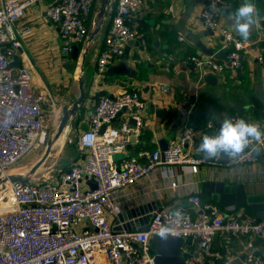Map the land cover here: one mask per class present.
<instances>
[{
  "label": "built area",
  "instance_id": "built-area-1",
  "mask_svg": "<svg viewBox=\"0 0 264 264\" xmlns=\"http://www.w3.org/2000/svg\"><path fill=\"white\" fill-rule=\"evenodd\" d=\"M38 1L0 0V178L25 157L44 150L50 138L43 108L45 96L34 83L31 61L20 64L19 60L18 68H10L20 55L22 38L31 33L27 27H18V23ZM94 2L53 0L48 5L47 18L60 27L61 56L69 57L72 45L88 38L86 21ZM144 2L116 0L97 62L99 74H105L112 60L124 54L130 41L145 42L134 23ZM231 7V0H207L202 17L209 30L222 35L227 62L239 71L251 42L222 24V9ZM190 60L200 78L206 73L222 74L228 67L227 62L213 55L192 56ZM257 60L264 66V47ZM88 103L91 112L86 128L78 135L67 169L48 182L31 179L8 183L0 189V264H153L151 239L162 229H168L165 235L198 246L199 258L190 255L188 264L203 258L219 262L224 256L213 248L218 233L264 236V219L258 221L246 212L242 218L232 217L213 202L201 206L199 190L190 197L201 210L197 218L187 209L161 206L154 211L147 229L116 230L123 224L117 222L119 214L140 195L129 192V188L150 180L158 170L189 167L197 173L205 165L218 163L220 157L208 159L198 151L205 132L216 129V125L209 122L202 129L185 122L166 150L150 149L142 146L147 102L137 90L112 97H97L90 92ZM229 119L247 121L240 115ZM256 151L264 152V141L259 150L253 143L240 156L228 158L227 166L236 169L255 164ZM178 185L170 177L169 187ZM247 246L251 251L243 264H264V253L250 242Z\"/></svg>",
  "mask_w": 264,
  "mask_h": 264
},
{
  "label": "crops",
  "instance_id": "crops-1",
  "mask_svg": "<svg viewBox=\"0 0 264 264\" xmlns=\"http://www.w3.org/2000/svg\"><path fill=\"white\" fill-rule=\"evenodd\" d=\"M231 2V8L221 11V22L237 34L229 14L236 10L242 0ZM253 2L257 9L258 23L251 31L248 39L251 48L243 54L242 68L239 71L227 65L222 74L206 73L200 78L191 63L192 56L205 55L198 44L212 48L214 52L223 50L222 35L209 30L204 24L202 13L207 0H145L142 11L134 16V23L144 34L145 42L130 41L124 54L114 58L109 65L110 67L126 62L137 76L99 74L97 62L116 0H95L92 13L86 21L90 34L83 42L76 43L80 49L79 62L73 70H69L65 64L66 72L63 71L58 76L60 79L68 76L74 80L78 79L77 75L80 76L84 70L86 85L89 87L87 90L95 95L105 92L108 96H114L131 89L141 93L147 102L142 140V146L145 148L157 149L160 148V143H169L181 133L185 122L203 129L209 122L217 125L219 118L223 121L233 115H240L246 118L247 122L264 127V119L260 116V113L264 112V66L257 60L260 48L264 47V20L261 19L263 15L257 8V0ZM48 5V0H39L27 9L26 16L18 23V27L23 26L31 30V33L21 40L18 56L20 64L31 61L34 83L43 94L44 90L51 93V83L56 90L66 87L64 80L52 76L54 72L58 73L55 69L46 75V67L42 65L43 62L50 63L56 53L61 56L62 47L59 25L51 23L46 16ZM210 76L215 78V83L208 80ZM48 79H52L50 84ZM161 87H168L169 91L161 90ZM53 96L59 99V95L53 93ZM63 102L66 103V99L61 98V110L64 108ZM236 105L244 108L242 114H239ZM90 112V105L85 101L82 110L73 119L82 120L76 126L83 124L78 127L80 132L86 128ZM214 134H217V127L206 131L204 135ZM257 158L255 164L236 169H231L227 163H217L205 165L197 173L191 172L189 167L164 172L158 170L150 180H143L135 187L129 188V192L140 195L135 201L126 204V208L158 202L161 206L187 209L197 218L201 210L191 203L190 197L199 190L201 206L213 202L204 191L208 181L236 182L244 186L247 194H264V152H260ZM170 177L179 183L177 187H169ZM243 212H246L244 207L228 215L242 218ZM246 213L256 216V213ZM184 241L181 253L186 262L190 255L199 258L198 246ZM249 242L259 253H264V236L250 238L218 233L213 248L223 254L224 260L214 262L203 258L194 264H243L251 251L247 246Z\"/></svg>",
  "mask_w": 264,
  "mask_h": 264
},
{
  "label": "water",
  "instance_id": "water-1",
  "mask_svg": "<svg viewBox=\"0 0 264 264\" xmlns=\"http://www.w3.org/2000/svg\"><path fill=\"white\" fill-rule=\"evenodd\" d=\"M49 4L53 0H48ZM222 11H225L222 9ZM103 16V14H102ZM198 47L202 49V52L208 56L213 55L217 59H221L227 62V51L223 49L222 51L214 52L212 48H206L202 44H198ZM80 49L78 45L73 44L71 48L70 62L66 63V67L69 70H73L79 62V53ZM227 65L230 67L231 63L227 62ZM19 67V57L16 56L14 61L10 64V68ZM108 76H127V77H136L137 73L134 69L130 68L126 62H120L117 65L110 66L106 73ZM208 80H213L215 83V78L210 76ZM79 84V96L73 102L72 105L67 103L64 104L63 108V117L60 123L58 132L56 133L53 140L48 141L47 149L42 155L41 159L33 166V168L28 172L18 176H5L0 178V189H4L8 183L16 182H29L32 179V176L38 171V169L45 163V161L50 156L53 147L59 140L60 136L64 132L70 120L74 119L81 107L84 105L87 99V90H86V81H85V72L83 70L82 74L78 79ZM97 97L106 96L105 92L101 94H96ZM112 97V96H110ZM236 109L239 114H242L244 108L240 105H236ZM120 116V114L118 115ZM262 119H264V112L260 113ZM222 120L219 118L217 120V133L221 127ZM105 127L102 128L104 131ZM50 140V138H49ZM168 142L160 143V149L166 150ZM260 152L256 151L255 155L258 157ZM228 157L221 156L218 160L219 164H226ZM95 188V186L93 185ZM205 195L208 196L215 204L220 206L226 213L237 211L242 207H246L251 211L256 213L258 221L264 219V194H247L244 186L236 182H214L208 181L204 186ZM161 207V204L158 202L143 204L139 206H133L127 208L125 211L119 214L117 222H122V226H118L116 230H145L152 221L154 217V211ZM139 229V227H141ZM183 238H177L171 235H161L156 234L152 236L151 239V250L153 254V264H188L184 259L181 250L184 245Z\"/></svg>",
  "mask_w": 264,
  "mask_h": 264
},
{
  "label": "rangeland",
  "instance_id": "rangeland-1",
  "mask_svg": "<svg viewBox=\"0 0 264 264\" xmlns=\"http://www.w3.org/2000/svg\"><path fill=\"white\" fill-rule=\"evenodd\" d=\"M54 58L51 60L50 63H42L43 66L46 68L44 69V73L46 75L52 73V69H55L58 73L54 72L52 76L54 78L58 77L59 74H62L61 72H66L65 64L70 62L69 57H63L58 56L56 53ZM48 66V67H47ZM79 79V74L77 77ZM60 79V78H59ZM78 79H72L70 77H62L60 80H64L66 83V87H60V90H56L57 88L52 87V79H48L47 82H49L50 88H53L51 93L44 90V96H45V103L43 105L46 118L49 124V131H50V140H53L56 133L59 130L60 123L63 117V110L60 109V100L61 98L66 99V103L69 105H72L73 102L78 98L79 96V84ZM63 83V81H62ZM61 83V85H62ZM89 87L86 85V90ZM59 95L58 98H54L53 93ZM89 92L88 97L86 101L90 98V90H87ZM82 121V120H81ZM81 121H75L72 119L68 123L67 127L65 128L64 132L60 136L59 140L55 144V146L52 149V152L48 159L45 161V163L38 169V171L35 173V175L32 176V179L39 182H48L54 179L55 177H58L59 171H63L67 169L68 162L70 161V153L76 149V142L78 139V135L80 133V126L76 127L78 123ZM47 145L45 146L44 150L38 151L34 154H31L27 157H25L23 160H21L18 164L11 167L9 169V173L12 176H18L22 175L24 173H28L33 166L41 159L42 155L46 151ZM58 147V148H57ZM56 152V153H55ZM4 203V201L2 200Z\"/></svg>",
  "mask_w": 264,
  "mask_h": 264
},
{
  "label": "clouds",
  "instance_id": "clouds-1",
  "mask_svg": "<svg viewBox=\"0 0 264 264\" xmlns=\"http://www.w3.org/2000/svg\"><path fill=\"white\" fill-rule=\"evenodd\" d=\"M215 10V9H213ZM234 31L243 40H248L252 29L257 25V9L253 0H242L236 10L229 14ZM264 141V131L259 124L249 123L244 119L233 121L225 118L217 134L204 135L198 151L208 159L225 156L236 158L255 143L259 150ZM168 229H162L161 235L166 234Z\"/></svg>",
  "mask_w": 264,
  "mask_h": 264
},
{
  "label": "trees",
  "instance_id": "trees-1",
  "mask_svg": "<svg viewBox=\"0 0 264 264\" xmlns=\"http://www.w3.org/2000/svg\"><path fill=\"white\" fill-rule=\"evenodd\" d=\"M257 8H258V10H259V12H260V14L261 15H263V17H264V0H257ZM263 25H264V21H263ZM87 94H89V92H87ZM88 97V96H87ZM82 110V107H81V109H80V111ZM151 149V148H150ZM75 151L76 150H74V151H72L71 153H70V158H71V156H73V154L75 153ZM209 200V199H208ZM211 201V200H210ZM214 203V202H213ZM245 211L247 212V211H249L250 213H252V214H254L255 212L254 211H251V210H249L248 208H246L245 207Z\"/></svg>",
  "mask_w": 264,
  "mask_h": 264
},
{
  "label": "bare ground",
  "instance_id": "bare-ground-1",
  "mask_svg": "<svg viewBox=\"0 0 264 264\" xmlns=\"http://www.w3.org/2000/svg\"><path fill=\"white\" fill-rule=\"evenodd\" d=\"M56 147V146H55ZM58 148V147H57ZM56 153V152H55ZM6 176H11L10 174L6 175ZM1 187V186H0Z\"/></svg>",
  "mask_w": 264,
  "mask_h": 264
}]
</instances>
